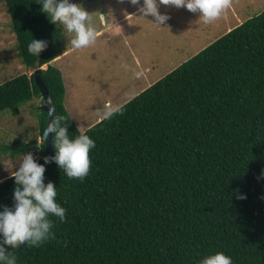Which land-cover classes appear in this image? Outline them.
I'll list each match as a JSON object with an SVG mask.
<instances>
[{
    "label": "trees",
    "instance_id": "16d2710c",
    "mask_svg": "<svg viewBox=\"0 0 264 264\" xmlns=\"http://www.w3.org/2000/svg\"><path fill=\"white\" fill-rule=\"evenodd\" d=\"M2 2L23 65L48 66L41 80L51 104L81 134L51 64L65 53L58 23L36 0ZM32 37L48 41L37 57L27 52ZM35 98L44 104L35 75L16 77L0 86V113L18 115ZM120 109L85 132L96 148L82 181L48 164L44 182L58 187L66 218L53 217L55 239L39 248L6 245L18 264H197L215 251L233 264H264V11ZM39 121L41 134L44 110ZM32 150L43 164L44 144H4L0 156ZM14 184L0 183V205L13 204Z\"/></svg>",
    "mask_w": 264,
    "mask_h": 264
},
{
    "label": "rangeland",
    "instance_id": "374dc122",
    "mask_svg": "<svg viewBox=\"0 0 264 264\" xmlns=\"http://www.w3.org/2000/svg\"><path fill=\"white\" fill-rule=\"evenodd\" d=\"M76 2L91 13L99 32L98 39L89 47L73 49L70 44L73 34L62 31L57 21L60 30L58 48H64L65 53L51 64L62 71L66 86L65 105L82 133L105 119L106 106L114 110L123 107L232 29L264 11V0H231L230 8L220 19L204 24L199 13H191L183 7L160 5L159 11L170 18L165 25L158 26L151 22L153 18L140 17L137 6L128 0ZM47 68L45 65L41 70ZM35 72L27 70L19 57L12 18L2 2L0 86ZM43 105L41 99L35 98L23 105L18 115L12 111L0 113V147L21 142L34 149L31 143L42 144L39 120ZM31 152L39 162L38 151ZM9 155L0 156V183L11 178L24 154L14 158Z\"/></svg>",
    "mask_w": 264,
    "mask_h": 264
},
{
    "label": "clouds",
    "instance_id": "9594fccd",
    "mask_svg": "<svg viewBox=\"0 0 264 264\" xmlns=\"http://www.w3.org/2000/svg\"><path fill=\"white\" fill-rule=\"evenodd\" d=\"M128 2L137 6L140 17H151L153 18L151 22L158 26L165 25L170 18L168 14L159 11L160 5L183 7L191 13H199V19L204 24L220 19L231 6V0H128ZM36 3L40 5V11L48 20L55 24L58 21L62 31L66 30L73 34L70 40L73 49L86 48L97 41L99 32L92 21L91 13L76 0H36ZM100 16L104 17L101 14ZM47 44L45 38L32 37L27 45V52L37 57ZM121 113L120 108L114 110L111 106H106L104 118L111 119ZM50 133L53 134L54 155L44 157L42 164L33 157L31 151H25L22 161L11 175L15 181L12 189L13 204L0 205V264H18L14 251H9L6 245L13 248L17 246L39 248L45 242L55 239L53 217L61 223L65 221L67 210L57 200L58 187L51 181L47 184L44 182L45 165L54 162L69 179L82 181L89 175L92 164L90 153L96 148L95 140L86 133L73 135L69 131L67 118L64 115H57L55 105L51 103L48 107V122L40 134L41 142H44ZM261 176L264 177V173ZM240 198L245 199L246 196L241 195ZM197 264H233V259L223 251H215L204 255Z\"/></svg>",
    "mask_w": 264,
    "mask_h": 264
},
{
    "label": "water",
    "instance_id": "95a60500",
    "mask_svg": "<svg viewBox=\"0 0 264 264\" xmlns=\"http://www.w3.org/2000/svg\"><path fill=\"white\" fill-rule=\"evenodd\" d=\"M35 80L37 82V85L39 87V89L41 90V94L43 96L44 99V105L42 107V110H44L45 112L48 113V107H49V103H51L50 100V96L48 93L47 88L45 87V85L43 84L42 80H41V69L36 70L35 72ZM43 144L45 146H47V157H51L53 155V147H52V134L50 133L49 136L44 140ZM35 146H39V145H35ZM47 165H45V169H47ZM46 171V170H45Z\"/></svg>",
    "mask_w": 264,
    "mask_h": 264
},
{
    "label": "crops",
    "instance_id": "0c3cea01",
    "mask_svg": "<svg viewBox=\"0 0 264 264\" xmlns=\"http://www.w3.org/2000/svg\"><path fill=\"white\" fill-rule=\"evenodd\" d=\"M63 55V54H62ZM61 56V55H60Z\"/></svg>",
    "mask_w": 264,
    "mask_h": 264
}]
</instances>
